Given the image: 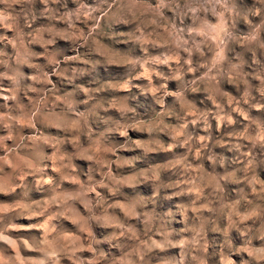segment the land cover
<instances>
[{
  "label": "clouds",
  "instance_id": "obj_1",
  "mask_svg": "<svg viewBox=\"0 0 264 264\" xmlns=\"http://www.w3.org/2000/svg\"><path fill=\"white\" fill-rule=\"evenodd\" d=\"M0 264H264V0H0Z\"/></svg>",
  "mask_w": 264,
  "mask_h": 264
}]
</instances>
